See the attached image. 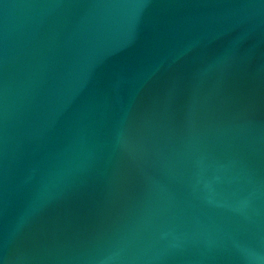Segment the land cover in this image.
Instances as JSON below:
<instances>
[{
  "label": "water",
  "instance_id": "obj_1",
  "mask_svg": "<svg viewBox=\"0 0 264 264\" xmlns=\"http://www.w3.org/2000/svg\"><path fill=\"white\" fill-rule=\"evenodd\" d=\"M0 264H264V0H0Z\"/></svg>",
  "mask_w": 264,
  "mask_h": 264
}]
</instances>
